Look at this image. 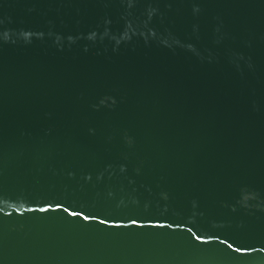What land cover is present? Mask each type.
Wrapping results in <instances>:
<instances>
[{
  "label": "water",
  "instance_id": "95a60500",
  "mask_svg": "<svg viewBox=\"0 0 264 264\" xmlns=\"http://www.w3.org/2000/svg\"><path fill=\"white\" fill-rule=\"evenodd\" d=\"M0 264H264V0H0Z\"/></svg>",
  "mask_w": 264,
  "mask_h": 264
}]
</instances>
